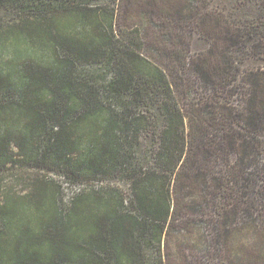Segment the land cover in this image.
<instances>
[{
	"label": "trees",
	"instance_id": "1",
	"mask_svg": "<svg viewBox=\"0 0 264 264\" xmlns=\"http://www.w3.org/2000/svg\"><path fill=\"white\" fill-rule=\"evenodd\" d=\"M95 1L0 0V7L13 9V21L0 22V264H177L169 253L163 258L162 246L185 205L181 191L197 186L181 187L182 178L198 166L204 145L198 143L207 132L199 142L201 127L186 133V119L196 117L181 104L189 80L182 70L188 67L215 91L227 88L237 75L229 54L237 44L230 29L218 30L217 21L196 12L190 20L201 34L209 32L215 47L210 58L189 55L180 45L187 35L170 13L180 14L188 0ZM156 9L166 11L154 17ZM131 12L139 21L117 27ZM154 29L164 36H150ZM92 61L104 63L100 79L81 66ZM258 85L242 89L251 114L231 108L228 125L242 118L264 129ZM233 128L230 142L252 157L257 137L247 140ZM16 165L38 168L30 192L3 188L2 174ZM115 170L129 177L130 202L83 188L67 199L58 180L95 187L86 181ZM233 173L225 186L235 179L240 187V173ZM128 204L137 211L126 210Z\"/></svg>",
	"mask_w": 264,
	"mask_h": 264
},
{
	"label": "rangeland",
	"instance_id": "2",
	"mask_svg": "<svg viewBox=\"0 0 264 264\" xmlns=\"http://www.w3.org/2000/svg\"><path fill=\"white\" fill-rule=\"evenodd\" d=\"M102 1H95L93 5H97L98 2L100 5L112 3L110 0ZM165 11L156 9L152 14L155 17ZM196 12L207 15L212 23L217 21L219 24H215L217 26L215 28L218 30H231L230 36L235 38L237 47L232 51L231 48L229 54L233 56L237 75L227 80L228 83L231 81L227 88L215 91L200 81V78L195 77L188 67L182 70L183 77H188L189 80H185L187 84L181 104L190 107L196 117L194 121L186 119V133L194 126L201 127L197 139L199 142L204 129L207 128V132L204 135V142L198 143L199 145L204 143L197 155L198 166L189 168L190 172L182 178L184 183L181 187H189L187 183L190 181L197 182V186L180 193L185 205L179 214V221L170 224L173 227L162 246L163 258L164 254L169 253L177 264H240L238 260L243 262L257 255L256 264H264V129H253L242 118H238V122L230 125L225 120L231 108L234 111L246 108L245 117L251 114L249 101H246L248 92L246 98L242 92L243 87L250 88L257 80L264 95V0H188L180 14L170 12L175 17L172 19L173 22L178 25L177 31L187 35L184 38L185 43L180 45H183L191 56L200 54L210 58L209 51L215 46L211 43L209 32L202 30L201 34L196 23L190 20L194 19ZM136 14L128 13L122 22L117 23V27L125 28L126 24L139 21ZM12 15L13 9L0 7V22L6 24L13 21ZM206 26L211 28L207 23ZM150 31V36L161 38L164 36L155 29ZM81 66L90 77L98 76L100 79L104 72L103 62L92 61L82 63ZM229 88L231 89L228 90ZM119 104L117 102L115 105L117 109L122 108ZM217 105H223L226 112L224 114L217 112L218 108L215 110ZM154 110L157 113V109ZM220 116L222 120H219ZM217 122H222L223 129L214 128L212 124ZM232 127L235 131L241 132L247 140L257 137L258 142L250 148V152H253L249 155L252 157L244 155L230 142ZM197 130L195 127L196 132ZM235 138L237 139V136L233 139ZM146 140L144 144L149 143L151 139L148 137ZM141 162L147 165L150 160L143 158ZM236 171L240 173V187L235 186V179L229 181L230 186H225L228 177L234 178L236 174L233 172ZM38 174L39 170L34 166H11L2 174L5 186L3 188L12 189L20 194L30 192L32 182ZM221 181L224 185L220 188L215 187L220 186L218 183ZM86 182H92L95 187H82L83 189L107 193L113 191L116 196H123L129 202L132 197L129 177L123 171L115 170L103 178H92ZM73 189L74 187H71V190ZM62 191L66 195L67 191L63 189ZM118 197L115 200H118ZM128 208L126 210L137 211L134 204H128ZM153 251V246H148L151 255Z\"/></svg>",
	"mask_w": 264,
	"mask_h": 264
},
{
	"label": "built area",
	"instance_id": "3",
	"mask_svg": "<svg viewBox=\"0 0 264 264\" xmlns=\"http://www.w3.org/2000/svg\"><path fill=\"white\" fill-rule=\"evenodd\" d=\"M54 177H57V175L52 174ZM60 178V179H59ZM64 176H58V180L62 183V186L67 191L65 197L71 198V196L76 192L79 191L82 187H87V183H72L67 179H64ZM89 185V184H88ZM90 186V185H89ZM71 187H74L73 190H71Z\"/></svg>",
	"mask_w": 264,
	"mask_h": 264
}]
</instances>
